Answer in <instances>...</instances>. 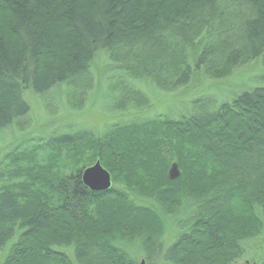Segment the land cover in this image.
I'll return each mask as SVG.
<instances>
[{"label":"trees","instance_id":"trees-1","mask_svg":"<svg viewBox=\"0 0 264 264\" xmlns=\"http://www.w3.org/2000/svg\"><path fill=\"white\" fill-rule=\"evenodd\" d=\"M228 1L0 0V132L29 113L25 91L45 95L89 74L103 52L129 58L130 49L141 47L142 58L134 56L125 73L147 68L159 84L158 69H170L178 88L213 54L230 69L264 57V0H234L221 49H200L193 67L182 64V49L169 48L172 39L192 44L217 5ZM166 37L171 42L162 48ZM156 59L160 66L149 68ZM124 90L140 102L136 91ZM97 161L111 175L103 193L90 191L80 177ZM172 163L180 171L176 180L168 178ZM5 168L3 264H137L119 248L123 238L141 239L153 260L167 219L179 217L186 227L165 251L169 264H235L251 256L244 243L264 234V86L205 113L133 119L99 136L56 135L30 144ZM131 195L151 206L135 205ZM61 250H71L73 260ZM258 250L264 264V242Z\"/></svg>","mask_w":264,"mask_h":264},{"label":"rangeland","instance_id":"rangeland-1","mask_svg":"<svg viewBox=\"0 0 264 264\" xmlns=\"http://www.w3.org/2000/svg\"><path fill=\"white\" fill-rule=\"evenodd\" d=\"M236 5L234 0L218 4L209 17V26L199 37L195 36L192 44L184 45L179 40L172 39L175 44L169 47L171 37H166L159 45L162 48L167 46L170 49H182V56H179L182 64L193 67L200 49H221L219 40L226 31L225 25L229 22L227 19L234 13ZM234 26H240L239 19ZM139 48L130 49L132 54L129 58L116 51L103 52L94 60L91 73L60 84L45 95H36L31 90L25 91L22 96L29 106V113L0 132V172L3 169L6 172L5 165L9 158H15L22 150L26 151L30 144L37 146L49 142L56 135L84 131L99 136L115 124L133 119L139 121L163 115L177 119L205 113L222 103L230 102L243 92L264 86V57L242 62L230 69L217 58L218 54L211 55L207 63L194 72L187 85L173 87L171 81L174 73L167 74L170 69L163 70L164 73H160L158 69V84L156 75L147 73L149 70L144 72L147 68L138 75L127 71L125 73L126 67L131 69L134 56L137 55L136 59L142 58ZM160 63L162 62L156 59L147 62V66L150 68L153 64L159 67ZM224 67L226 74L215 77L218 75L213 74L215 70ZM122 73L124 77L121 79L118 76ZM114 76L118 78L115 79ZM125 88L136 91L140 102L129 100L130 92L125 93ZM130 198L137 206H151L143 196L131 195ZM180 218L183 219H167V231L161 240L162 248L158 254L155 253L157 256L153 260L148 258L152 250L149 249L148 252L141 239L134 241L123 238L118 242L119 248L137 264H169L165 260V251L173 243L177 231L186 227V224L180 225ZM263 242L264 234L260 239L245 242L243 246L251 256L239 259L235 264H258L261 260L258 249ZM7 250L8 247L0 251V264L4 262ZM61 251L73 260L71 250Z\"/></svg>","mask_w":264,"mask_h":264},{"label":"water","instance_id":"water-1","mask_svg":"<svg viewBox=\"0 0 264 264\" xmlns=\"http://www.w3.org/2000/svg\"><path fill=\"white\" fill-rule=\"evenodd\" d=\"M167 173L170 180H176L180 177V171L176 163L171 164ZM80 177H82L83 184L95 193L106 192L112 185L111 175L101 166L99 161L84 169Z\"/></svg>","mask_w":264,"mask_h":264},{"label":"bare ground","instance_id":"bare-ground-1","mask_svg":"<svg viewBox=\"0 0 264 264\" xmlns=\"http://www.w3.org/2000/svg\"><path fill=\"white\" fill-rule=\"evenodd\" d=\"M82 174V173H81ZM81 179H82V177H81ZM82 183H83V181H82ZM85 186V185H84ZM86 187V186H85Z\"/></svg>","mask_w":264,"mask_h":264}]
</instances>
